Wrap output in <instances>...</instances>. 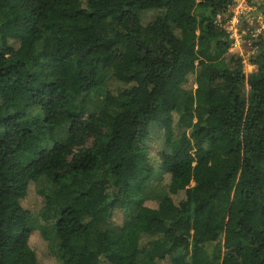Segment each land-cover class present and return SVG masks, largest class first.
<instances>
[{"label":"trees","instance_id":"trees-1","mask_svg":"<svg viewBox=\"0 0 264 264\" xmlns=\"http://www.w3.org/2000/svg\"><path fill=\"white\" fill-rule=\"evenodd\" d=\"M231 1L0 0V264H264V34L246 74Z\"/></svg>","mask_w":264,"mask_h":264},{"label":"built area","instance_id":"built-area-1","mask_svg":"<svg viewBox=\"0 0 264 264\" xmlns=\"http://www.w3.org/2000/svg\"><path fill=\"white\" fill-rule=\"evenodd\" d=\"M261 3L264 0H232L225 22L217 17L218 23L228 32L231 52L251 56L256 51L257 46L253 42L264 34V9H259Z\"/></svg>","mask_w":264,"mask_h":264},{"label":"rangeland","instance_id":"rangeland-1","mask_svg":"<svg viewBox=\"0 0 264 264\" xmlns=\"http://www.w3.org/2000/svg\"><path fill=\"white\" fill-rule=\"evenodd\" d=\"M229 52L230 49H229ZM233 53V52H231ZM237 54V53H236ZM238 56L242 57V62H243V69L246 74H250L256 69V66L251 64L249 62L250 54L245 53L243 56L237 54ZM197 63V62H196ZM198 69L199 66L197 67L195 71V78L196 75H198ZM198 87V83L194 82L192 85V89L189 91H185L194 94L196 88ZM196 114V111H195ZM196 120V117L193 119V121ZM36 187L38 189L43 188V187H53L46 178H41L38 183L36 184ZM168 190V174L167 172L156 169L153 175L150 177V179L142 185V189L140 193L134 197L130 205L123 209L122 211H119L115 214V220L117 222H122L123 220H127L130 222H133L135 219V215L139 209V207L144 204V203H152L155 201V198H158L165 194ZM42 224L41 220L37 216H30L28 218V226L30 228H38ZM51 245L54 251L57 249L58 244L60 242L58 236L54 235L51 238ZM138 261L140 264H143L145 261V258L143 255H139ZM161 264H170V262L163 261Z\"/></svg>","mask_w":264,"mask_h":264}]
</instances>
